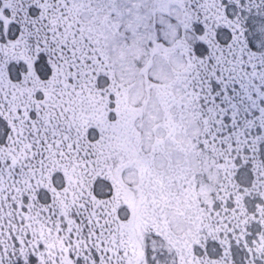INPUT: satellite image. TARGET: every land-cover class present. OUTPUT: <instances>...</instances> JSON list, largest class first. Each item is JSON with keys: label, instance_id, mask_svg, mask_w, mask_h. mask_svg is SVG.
I'll list each match as a JSON object with an SVG mask.
<instances>
[{"label": "snow or ice", "instance_id": "snow-or-ice-1", "mask_svg": "<svg viewBox=\"0 0 264 264\" xmlns=\"http://www.w3.org/2000/svg\"><path fill=\"white\" fill-rule=\"evenodd\" d=\"M0 264H264V0H0Z\"/></svg>", "mask_w": 264, "mask_h": 264}]
</instances>
